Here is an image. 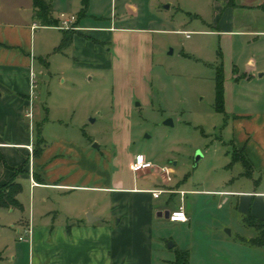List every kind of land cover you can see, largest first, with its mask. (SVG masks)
Instances as JSON below:
<instances>
[{
    "label": "rangeland",
    "instance_id": "rangeland-1",
    "mask_svg": "<svg viewBox=\"0 0 264 264\" xmlns=\"http://www.w3.org/2000/svg\"><path fill=\"white\" fill-rule=\"evenodd\" d=\"M84 1L50 0L55 16H77ZM210 1L87 0L88 22L97 12L101 20L113 18L118 26L135 32L120 37L116 46L102 43L115 55L114 70L105 65L77 68L71 58L57 62L54 58L48 100L37 98L34 102L33 111L39 109L42 118L49 117L46 141L51 143L64 136L85 141L91 148L97 144L117 158L123 172H130L131 160L143 154L154 168L136 174L140 182L177 190L162 193L152 201L155 264H170L176 259L177 249L189 251L190 264H264V246L243 241L257 235L256 228L248 225L245 218L252 213L264 219V195L242 193L264 191V168H248L242 161L232 163L237 148L233 142V118L216 105L220 36L201 31L212 28L214 12ZM237 1L252 10L258 2ZM179 3L184 10L178 9ZM258 6L263 11H258L250 24L264 28V0ZM196 10L200 16L194 17L190 13ZM253 39L243 38L247 56L252 53ZM255 77L242 84V93L249 101L258 95L264 98V77L260 72ZM114 85L118 99L123 92L131 99V107L122 114L112 112ZM167 119H172L173 124H165ZM33 127L35 138H39L36 145L43 147L44 135ZM199 154L202 156L197 160ZM163 167L172 172L168 181L161 173ZM250 172L251 177L245 175ZM24 174L27 173L19 177L23 187L19 196L25 208H0V264H12V256L17 257L15 264H28L30 233H25L21 219L36 226L43 198L48 200L47 208L52 209L49 214L56 224L73 222L64 213L62 198L69 190L31 189L29 175ZM181 190L185 194L181 195ZM75 193L97 199L98 204L83 215L87 220L89 213L97 217L93 214L99 212V202L103 210L108 207L105 192ZM180 206L190 216L186 224L157 215L159 210ZM118 219L114 218L112 224ZM21 235L25 239L20 240Z\"/></svg>",
    "mask_w": 264,
    "mask_h": 264
},
{
    "label": "crops",
    "instance_id": "crops-1",
    "mask_svg": "<svg viewBox=\"0 0 264 264\" xmlns=\"http://www.w3.org/2000/svg\"><path fill=\"white\" fill-rule=\"evenodd\" d=\"M261 1L258 0L252 10L236 0H211L209 5L214 12L212 28L201 30L220 36L221 59L216 61V75L220 70L223 73L224 112L233 118L234 144L237 148H244L253 168H264V98L262 100L258 95L249 101V97L242 93V84L246 79L256 80L257 72L264 77V28L250 24L258 11H263L258 8ZM51 4L52 16L59 20L60 16L54 15V5ZM83 7L76 16L72 43L58 50L66 29L41 24L36 17L34 0H0V185L14 177L19 181L22 173H27L31 189L69 190L62 198L64 213L68 220H73L71 224L55 223L49 214L52 209L47 208L46 198L40 202L42 209L38 210L36 220L39 223L36 226L32 227L31 221L28 224L27 219H21L24 229H31L28 264H155L152 201L156 197L152 191L162 188L140 182L136 175L139 172L135 173L132 168L135 157L130 162V172H123L119 170L117 158L110 151L99 149L101 146H93V149L85 141L64 136L51 143L46 141L49 117L42 118L39 109L33 111L32 119L27 116L31 67L38 77L37 98L48 100L49 75L54 70V58L55 62L64 57L71 58L77 68L105 65L114 70L115 55L103 44L116 46L120 37L135 32L130 31L133 28L118 26L113 18L101 20L97 12H93L94 20L88 22L89 18L85 16L89 14V8L83 14ZM178 9L185 8L179 3ZM196 11L195 14L189 13L194 17L200 16ZM34 22L41 25L33 28ZM245 36L254 38L252 53L248 56L247 44L243 40ZM113 100L112 112L115 114H122L131 107V99L125 96V92L117 98L116 85ZM33 125L44 135L42 140L46 142L43 147L36 145L39 138L34 136ZM30 145L32 152L28 148ZM22 167L24 172H18ZM77 190L105 192V206L108 207L103 210L99 202L100 210L93 214L97 216H93L96 220L89 221L83 215L98 204L97 199L76 195ZM242 193L264 195V191ZM187 215L188 221L176 222L188 223L190 216ZM117 216L119 219L113 225ZM17 230L21 231L20 227ZM12 259V264H15L17 257L14 259L12 256Z\"/></svg>",
    "mask_w": 264,
    "mask_h": 264
},
{
    "label": "trees",
    "instance_id": "trees-1",
    "mask_svg": "<svg viewBox=\"0 0 264 264\" xmlns=\"http://www.w3.org/2000/svg\"><path fill=\"white\" fill-rule=\"evenodd\" d=\"M36 17L40 20L43 25H59V20L52 16V4L49 0H34ZM87 0L84 1V7L82 13L85 14L87 10ZM81 13V15H83ZM77 26V19L74 23ZM74 29H67L64 32L61 44L58 50H63L72 43V38L74 35ZM216 105L221 111H224L223 101V73L218 71L216 77ZM242 161L248 168H252L250 160L246 155L244 148H234L233 161ZM18 172H24V168L18 169ZM249 172V171H248ZM245 175L251 177V172ZM22 184L16 181L15 177L9 182L0 185V207L3 208H18L23 209V204L19 200L18 195L22 191ZM245 221L248 225L253 226L257 230V235L251 238H244L243 241L253 245V246H264V219L258 218L251 213H249ZM170 264H190V253L187 250L177 249L176 259Z\"/></svg>",
    "mask_w": 264,
    "mask_h": 264
},
{
    "label": "built area",
    "instance_id": "built-area-1",
    "mask_svg": "<svg viewBox=\"0 0 264 264\" xmlns=\"http://www.w3.org/2000/svg\"><path fill=\"white\" fill-rule=\"evenodd\" d=\"M76 21V15H70L67 16L64 13H61L60 15V19H59V25L58 27L62 28V29H75L76 26L74 25ZM41 24L38 22H34L32 27L33 28H37L39 27ZM186 35L189 37L190 33L189 32H185ZM30 81H31V92H30V105H29V109L27 111V116L32 119L33 118V107H34V102L35 99L37 98V94H36V90L38 88V77H37V72L36 70L31 67L30 70ZM28 148L30 149V151H33V148L30 146H28ZM133 171L135 173H138L140 171H144L147 169H151L154 168V164L152 163V161H150L149 159L146 158L145 155L143 154H138L135 156L133 165H132ZM161 173L164 174V178L166 181L171 179V170L168 169L167 167H163L160 169ZM173 193L175 192L172 189H155L152 191L154 197L158 198L161 196L162 193ZM181 195L185 194V191H180ZM169 220L170 221H180V222H186L189 220V217L185 211V208L183 206H180L177 209H173L169 211ZM30 228H26L24 229L25 233L28 234L30 233ZM21 232V231H19ZM25 239V237L23 235L20 236V240Z\"/></svg>",
    "mask_w": 264,
    "mask_h": 264
},
{
    "label": "water",
    "instance_id": "water-1",
    "mask_svg": "<svg viewBox=\"0 0 264 264\" xmlns=\"http://www.w3.org/2000/svg\"><path fill=\"white\" fill-rule=\"evenodd\" d=\"M167 6H168V5H167ZM164 123H165V124H173V121H172V119H167ZM94 146H95V147H98L99 145H96V144H95ZM201 156H202V155L199 154L198 157H197V160L200 159ZM157 215L160 216V217L165 216L166 218H168V217H169V210H165V211H164V210H159L158 213H157ZM88 219H89V221H94V220H96L95 217H93L91 213H89V218H88ZM168 245H169L170 247H173V246H174V243H173V244H172V243H169Z\"/></svg>",
    "mask_w": 264,
    "mask_h": 264
}]
</instances>
